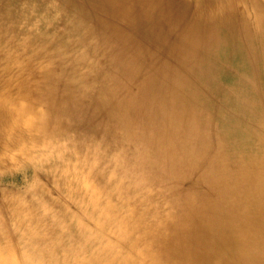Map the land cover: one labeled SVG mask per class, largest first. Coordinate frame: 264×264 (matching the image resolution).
Masks as SVG:
<instances>
[{
	"label": "bare ground",
	"instance_id": "bare-ground-1",
	"mask_svg": "<svg viewBox=\"0 0 264 264\" xmlns=\"http://www.w3.org/2000/svg\"><path fill=\"white\" fill-rule=\"evenodd\" d=\"M3 62L0 264H264V0H0Z\"/></svg>",
	"mask_w": 264,
	"mask_h": 264
},
{
	"label": "rangeland",
	"instance_id": "rangeland-1",
	"mask_svg": "<svg viewBox=\"0 0 264 264\" xmlns=\"http://www.w3.org/2000/svg\"><path fill=\"white\" fill-rule=\"evenodd\" d=\"M34 47V46H33ZM36 48V47H34ZM1 67L4 66V62L0 65ZM15 68V67H14ZM16 70V68H15ZM11 154V153H9ZM21 161V159L15 158L14 159V163ZM5 173V169L0 166V174H4ZM42 181H47L48 179L46 177H42L41 176ZM32 182V172L30 170H21V169H17L16 167L13 168V171L11 172H7L1 179H0V199H4V196L6 195H10L12 190H16V191H21V190H25V188ZM55 193V192H54ZM57 194V192L55 193V195ZM74 209V208H73ZM51 213L53 214H59V208L56 206H51L50 208ZM5 210L3 209L2 212H4ZM4 216H6V218L9 217L8 213H3ZM5 218V219H6ZM8 222V221H7ZM13 221H9L8 223H6L7 225V230L9 232V234L7 233V235L1 239V243L4 246H13L14 251H15V255L17 257L18 263L19 264H25L24 263V259H23V255L25 253H27V251H29L30 245L27 243H25L24 241H22L19 235V232H15V227L14 225H12ZM10 226V227H9ZM11 228H13L12 231ZM46 232V231H45ZM109 233V231H107ZM106 235V238L109 239H113L114 236L110 235L111 233H109ZM45 246V244H40L39 247L43 248ZM59 255L61 256L64 252L62 249H60L58 251ZM70 261V259H69Z\"/></svg>",
	"mask_w": 264,
	"mask_h": 264
}]
</instances>
